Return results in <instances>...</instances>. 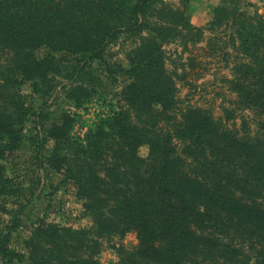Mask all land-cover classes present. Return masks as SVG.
Wrapping results in <instances>:
<instances>
[{"label": "trees", "instance_id": "trees-1", "mask_svg": "<svg viewBox=\"0 0 264 264\" xmlns=\"http://www.w3.org/2000/svg\"><path fill=\"white\" fill-rule=\"evenodd\" d=\"M65 1L0 0V50L11 56L8 64H0V84L17 88L30 82L36 97L32 104L15 98L0 109V162L8 140L19 143L31 121L37 169L67 168L65 175L88 200L98 231L120 237L137 233L139 244L122 250L129 263L264 264V15L250 3L241 8V0H224L215 10L211 26L223 28L222 36L209 39L208 47L211 55L220 53L233 63L232 79L224 84L236 95L216 117L207 109L181 106L158 36H144L157 0ZM127 2L130 9L98 23L96 38L86 46L65 51L71 57H35L37 50L52 48V26L68 12L74 17V8L95 3L113 13L112 6ZM121 39L135 45L128 53L132 82L121 93L126 108L90 133L88 148L82 149L87 158L73 154L72 161L61 155L68 117L55 123L52 108L62 91L80 90L93 65L108 64L111 46ZM246 110L256 116L249 118ZM140 113L141 127L133 121ZM144 145L150 148L146 159L139 156ZM107 152L113 162L105 170L101 162ZM71 162L82 163L78 171L71 170ZM3 176L0 164V194L6 191ZM33 201L34 195L11 212L0 232V259L7 264L33 260L13 248L14 232Z\"/></svg>", "mask_w": 264, "mask_h": 264}, {"label": "rangeland", "instance_id": "rangeland-1", "mask_svg": "<svg viewBox=\"0 0 264 264\" xmlns=\"http://www.w3.org/2000/svg\"><path fill=\"white\" fill-rule=\"evenodd\" d=\"M223 1L157 0L149 13L150 31L144 34L151 38L158 36L164 66L183 101L181 106L190 104L207 109L216 117H220L222 108L228 106L227 100L236 98L224 84L226 78L232 79L233 63L228 65L220 53L211 55L208 47L209 39L222 36L223 28H213L211 23L215 10ZM240 2L241 8L250 3L247 0ZM94 4L87 6V14V7L80 10L74 8V17L61 8L67 14L64 20H56L52 26L56 32L52 48L37 50L35 57H71L65 51L78 52L96 38L100 29L98 23L114 21L130 9L127 2L112 6L113 13H105V9ZM255 6L264 15V2ZM249 11L254 13L255 9ZM160 27L164 34L158 33ZM58 32L61 34L57 35ZM134 47L132 39L117 41L111 46L109 63L93 65L80 90L69 91V87L61 92L52 110L57 113L55 123H61L68 117L67 122L62 124L64 132H67V140L62 143L65 145L61 150L62 156L74 161L72 156L76 154L83 161L87 156L82 149L88 148L90 133H95L103 121H110L125 110L126 103L121 93L132 82L128 53ZM10 57L0 50V64H8ZM40 74L36 72L35 76ZM2 84L0 109L9 102L15 103V98L25 104H32L36 98L30 82L17 88L3 87ZM159 109L158 105L154 107V110ZM142 114L136 119L133 117L134 123L140 127ZM244 114L249 118L256 116L253 110H246ZM35 141L36 131L29 121L23 127L19 143L15 145V140L7 142L8 148L0 162L4 169L1 185L6 190L0 194V232L5 231L11 212L34 195L33 204L21 217L13 235V248L27 256L33 255L31 264H82L84 260L90 264H131L122 250L130 251L139 244L137 233L128 232L120 237L110 231H98L94 218L86 208L88 200L81 195L79 187L67 179L66 167L63 171L48 166L43 170L37 169ZM107 144H113V141L108 139ZM50 145L54 146L55 142L51 141ZM149 153L147 145L139 149V156L144 159ZM104 159L106 161L101 163L106 170L113 162L112 154L107 152ZM80 164L71 162V170L78 171ZM99 175L105 176L104 172ZM0 264L7 263L0 259Z\"/></svg>", "mask_w": 264, "mask_h": 264}, {"label": "crops", "instance_id": "crops-1", "mask_svg": "<svg viewBox=\"0 0 264 264\" xmlns=\"http://www.w3.org/2000/svg\"><path fill=\"white\" fill-rule=\"evenodd\" d=\"M247 1L252 3L253 5H259V6H261L264 2V0H247Z\"/></svg>", "mask_w": 264, "mask_h": 264}]
</instances>
